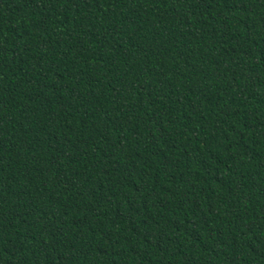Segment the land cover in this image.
Instances as JSON below:
<instances>
[{
    "label": "trees",
    "instance_id": "obj_1",
    "mask_svg": "<svg viewBox=\"0 0 264 264\" xmlns=\"http://www.w3.org/2000/svg\"><path fill=\"white\" fill-rule=\"evenodd\" d=\"M0 264H264V0H0Z\"/></svg>",
    "mask_w": 264,
    "mask_h": 264
}]
</instances>
